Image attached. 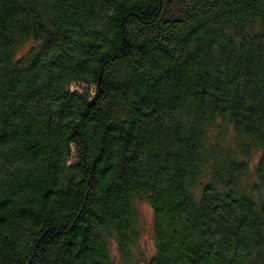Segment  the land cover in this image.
<instances>
[{"label": "trees", "instance_id": "1", "mask_svg": "<svg viewBox=\"0 0 264 264\" xmlns=\"http://www.w3.org/2000/svg\"><path fill=\"white\" fill-rule=\"evenodd\" d=\"M0 264H264V0H0Z\"/></svg>", "mask_w": 264, "mask_h": 264}, {"label": "rangeland", "instance_id": "2", "mask_svg": "<svg viewBox=\"0 0 264 264\" xmlns=\"http://www.w3.org/2000/svg\"><path fill=\"white\" fill-rule=\"evenodd\" d=\"M135 206L138 213L139 223V239L138 242L143 246L142 248L146 252H151L152 250V217H151V209L150 206L143 200H137L135 202Z\"/></svg>", "mask_w": 264, "mask_h": 264}]
</instances>
